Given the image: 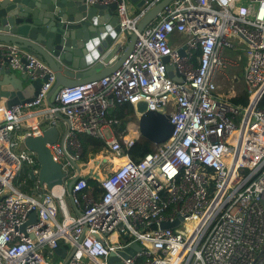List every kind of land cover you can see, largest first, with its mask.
<instances>
[{"label": "built area", "instance_id": "2783aa9c", "mask_svg": "<svg viewBox=\"0 0 264 264\" xmlns=\"http://www.w3.org/2000/svg\"><path fill=\"white\" fill-rule=\"evenodd\" d=\"M158 1L131 14L128 0H85L114 4L119 39H136L116 71L61 88L51 106L48 66L0 42V66L47 77L31 102L7 108L0 98V264H264V0H174L137 33ZM167 66L181 82L167 76ZM240 81L244 108L228 103ZM138 102L169 115L173 131L134 162ZM124 104L133 120L120 132L109 115ZM50 127L59 138L48 148L65 174L52 189L39 182L35 154L22 145ZM82 135L121 164L93 175ZM89 179L99 182L100 198ZM133 244V254H118ZM62 247L70 257L54 262L53 251ZM111 255L118 261L109 263Z\"/></svg>", "mask_w": 264, "mask_h": 264}, {"label": "water", "instance_id": "95a60500", "mask_svg": "<svg viewBox=\"0 0 264 264\" xmlns=\"http://www.w3.org/2000/svg\"><path fill=\"white\" fill-rule=\"evenodd\" d=\"M128 1L141 10L149 0ZM173 1L159 0L139 20L136 32L140 33L152 23ZM135 39L136 33L130 34L123 42L119 39L114 4L87 6L85 0H0V42L19 45L48 66L55 79L47 95L50 106L61 88L97 81L116 71L129 54ZM40 73L34 72L35 75ZM166 74L174 81L181 82V78L173 76L170 66L166 67ZM46 79V76L32 78L25 69L16 78L13 70L0 66V98L6 100L7 108L31 102ZM135 111L139 114V138L153 145L170 138L173 125L169 115L147 110L144 102L136 103ZM132 120L133 117H129L125 125ZM58 138V130L50 127L42 136L26 137L22 141L23 147L35 154L39 165L38 180L48 189L62 186L65 178L61 165L52 159L48 148ZM28 176L30 180L35 179L32 173ZM261 204L264 209V201ZM178 223L177 220L172 224H162L161 228H174ZM137 249L138 245L133 244L118 254L127 258ZM53 253L62 259H68L71 255H66L64 247L55 249ZM51 257L52 254L48 255L47 260ZM117 261L115 256L109 257V263Z\"/></svg>", "mask_w": 264, "mask_h": 264}, {"label": "trees", "instance_id": "16d2710c", "mask_svg": "<svg viewBox=\"0 0 264 264\" xmlns=\"http://www.w3.org/2000/svg\"><path fill=\"white\" fill-rule=\"evenodd\" d=\"M241 72V70L239 71ZM238 74L240 75L241 73ZM228 103L235 107H241L244 108L248 103L247 94L244 90L238 91L235 93V95L228 99ZM260 107H264V96L262 97L260 103ZM133 115V109L131 105L124 104L122 106H119L114 109V111L111 112L109 115V118L112 120L117 121L118 123L115 125V128L118 131H124L126 129L125 122L128 120L129 117ZM80 143L83 148V159L88 161L90 159L89 165H92L96 161H106V165H109L110 168L103 169L104 173H112L114 169L118 166V163L115 162L114 159L109 157L108 155L98 152L102 148V144H100L96 139L87 136L82 135L80 137ZM154 145L151 144L149 141L139 138L136 143L133 145V147L130 149L129 156L132 161L138 162L140 161L146 154L153 151ZM98 152V153H97ZM97 153V154H96ZM96 154V155H95ZM95 155V156H94ZM114 161V162H113ZM88 187L92 190V195L94 198H100L103 194L102 189L99 186V182L96 179H89L87 182ZM47 256V254H46ZM54 258H59L58 255L53 253Z\"/></svg>", "mask_w": 264, "mask_h": 264}, {"label": "crops", "instance_id": "0c3cea01", "mask_svg": "<svg viewBox=\"0 0 264 264\" xmlns=\"http://www.w3.org/2000/svg\"><path fill=\"white\" fill-rule=\"evenodd\" d=\"M128 9H129V12H130L131 14H133V13H135V12L138 11V9L136 8V5L133 4V3H131V2H128ZM13 72L15 73L16 78H19V77L23 74V71H22V70H14ZM239 73H241V74L239 75L240 78H241V76H242V71L239 72ZM239 84H240L241 89L243 90V89H244L243 81H240V82L237 83V85H239ZM237 85H236V86H237ZM235 90H236V92L241 91V90H239V89H236V87H235ZM237 90H238V91H237ZM57 129H60V130H59L60 133H63V132H64L65 124H64L63 120H59V122H58V124H57ZM115 129H116V128H115ZM92 157H93V156H92ZM92 157H91V158H92ZM91 158H90V159H91ZM114 160H115V159H114ZM98 162H102V163H101L102 165H100L99 168H98L99 171H102V170L105 169V168H110L109 165H107V166L105 167V165H106V161H103V160L96 161V162H94L92 165H88V167H92L93 165H95V164L98 163ZM113 162H114V161H113ZM99 171H98V172H99ZM98 172H97V173H98ZM57 190H58V187H56V188L54 189V191H57ZM68 209H69V213H70L71 215H75V214H76V211L74 210L73 206H71L70 203H69ZM52 260H53L54 262H55V261H60V260H61V257L59 256V258H55V259L52 258Z\"/></svg>", "mask_w": 264, "mask_h": 264}, {"label": "bare ground", "instance_id": "6f19581e", "mask_svg": "<svg viewBox=\"0 0 264 264\" xmlns=\"http://www.w3.org/2000/svg\"><path fill=\"white\" fill-rule=\"evenodd\" d=\"M115 162L118 163V166L121 164V161H118V160H116V159H115ZM101 163H102V162H98V163H96L95 165H93L92 167H88L89 170H92L91 173H92L93 175H95V174L99 171L98 168H99L100 165H102ZM118 166H117V167H118ZM117 167H116V168H117ZM116 168H115V169H116ZM115 169H114V170H115ZM99 172H100V171H99Z\"/></svg>", "mask_w": 264, "mask_h": 264}, {"label": "rangeland", "instance_id": "374dc122", "mask_svg": "<svg viewBox=\"0 0 264 264\" xmlns=\"http://www.w3.org/2000/svg\"><path fill=\"white\" fill-rule=\"evenodd\" d=\"M236 85H237V83H236ZM236 85H235L236 89L242 90L241 87H240V84L237 85V86H236ZM237 91H238V90H237ZM94 156H95V155H94ZM66 204L69 206V201H68L67 199H66Z\"/></svg>", "mask_w": 264, "mask_h": 264}]
</instances>
